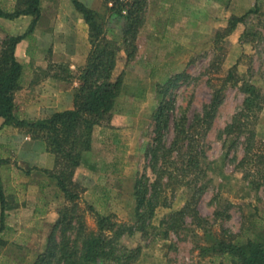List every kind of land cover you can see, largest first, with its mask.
<instances>
[{
  "label": "rangeland",
  "instance_id": "rangeland-1",
  "mask_svg": "<svg viewBox=\"0 0 264 264\" xmlns=\"http://www.w3.org/2000/svg\"><path fill=\"white\" fill-rule=\"evenodd\" d=\"M97 1L105 32L118 47L112 77L120 75L122 84L112 118L93 128V147L74 173V180L84 187L76 212L83 217L87 231L97 230V216L109 217L113 230L120 226L122 231L115 245L114 256L119 260L96 264H233L208 249L217 238L231 234L242 240L258 236L264 241V157L257 166H242L246 135L234 138L225 133L247 94L243 88L252 86L262 98L254 131L264 155V0H147L131 40L133 47L124 43V38L131 39L123 33L126 19L109 11L110 3ZM0 3L11 7L14 0ZM58 5L57 0L44 2L43 18L56 12ZM232 16H243V21L223 35ZM32 18L0 17V41L6 35L23 34ZM27 37L29 44L23 54L29 58L23 73L34 71L27 78L76 71L51 63L49 36L41 37L33 29ZM129 50L132 55L127 58ZM177 73L183 75L164 91L165 82ZM217 93L221 102L210 126L206 130L197 127L202 175L189 187L168 183L165 175L157 181L149 150L155 137L152 115L160 101L168 108L163 143L169 146L174 120L183 114L186 128ZM19 133L26 135L21 129ZM21 150L20 144H0L4 222L15 227L1 234L0 264H32L46 246L58 211L70 206L53 179L51 183L46 178L38 181L42 176L50 178L36 166L22 165ZM140 179L147 187V198L155 193L157 202L144 224L135 216L134 192ZM200 186L203 191L195 194ZM37 191L40 197L33 215L10 212L29 203L26 196H35ZM193 194L201 225L190 215L170 219ZM142 210L147 216L148 206ZM168 221L173 222V228H167ZM73 235L68 233L70 238ZM129 253L135 256L126 261L124 256Z\"/></svg>",
  "mask_w": 264,
  "mask_h": 264
},
{
  "label": "trees",
  "instance_id": "trees-1",
  "mask_svg": "<svg viewBox=\"0 0 264 264\" xmlns=\"http://www.w3.org/2000/svg\"><path fill=\"white\" fill-rule=\"evenodd\" d=\"M40 1L14 0L11 7L0 3V17L2 18L13 20L21 15L33 16L23 34L6 35L0 41V118L3 119L2 124L18 127L30 138L45 143L46 151L54 156V166L44 172L55 181L64 199L70 203V206L66 205L58 211L59 217L47 235L46 246L42 252L37 254L32 264H96L102 261H118L119 259L114 256L115 245L121 235L122 227L119 226L117 230H113L114 223L109 217L97 216V230L87 231L83 217L76 212L77 199L84 191V187L74 180L76 168L81 163L82 152L91 148L93 128L107 124L112 118V109L122 84L120 75L112 77L118 47L105 32L102 14L87 7L80 0H70L88 26L90 50L84 65L77 68L75 72L66 70L64 75L50 76L76 83L73 92V107L34 122L18 118L15 113L17 106L14 93L22 87L23 66L15 57V47L20 40L33 31L40 16ZM146 1L104 0L106 5L111 4L109 11L126 19L123 33L130 35L131 39L124 38V43L131 47H133L131 40L134 39L138 25L142 21ZM123 11L125 15H122ZM254 11L255 9L249 10L247 14ZM242 21L243 16L230 17L227 27L223 30V35L230 33L235 25ZM126 53L129 58L132 50ZM182 75V73H177L170 77L164 84V91L172 87L176 79ZM243 89L247 94L243 98L240 110L225 127V133L234 138L246 135L244 154L240 164L243 166L255 163L254 166H257L264 157L259 147L260 140L256 139L254 131L258 112L262 109V98L250 85ZM220 102L221 98L217 93L212 97L210 104L204 108L202 115L195 116L186 128V118L183 114L180 115L173 123L174 137L169 146H165L163 131L168 127V118L165 114L167 106L160 101L152 115L155 137L153 138L154 144L149 150L152 158L151 165L157 172V181L165 175L168 183L186 184L189 187L191 183L199 179L202 175V168L197 153L196 135L200 134L197 127H205L206 130L210 126L214 110ZM158 161H160V166H157ZM1 189L0 183V234L7 229L4 222L5 200ZM203 189L204 187L200 186L194 193H200ZM147 191L141 179L138 180L134 192L135 216L142 224L145 218L151 217L153 207L157 203L154 200L156 194H151L147 198ZM195 194L188 198L183 208L170 214L169 218L190 215L196 225H201V219L195 207ZM145 206H148L149 210L147 216L142 210ZM167 223V228L174 227L173 222L168 221ZM105 231H114V234L108 236ZM68 233L74 234V237L70 238ZM260 239L255 236L242 240L229 234L223 238H217L208 249L214 255L230 259L233 264H264V241ZM2 240L3 237L0 235V242ZM137 251L135 250V253ZM134 256L129 253L124 258L128 261Z\"/></svg>",
  "mask_w": 264,
  "mask_h": 264
},
{
  "label": "crops",
  "instance_id": "crops-1",
  "mask_svg": "<svg viewBox=\"0 0 264 264\" xmlns=\"http://www.w3.org/2000/svg\"><path fill=\"white\" fill-rule=\"evenodd\" d=\"M54 1L56 0L40 1V16L37 20L38 23L36 22L35 24L34 30H38L41 37L49 36L51 63L65 65L69 69H77L84 65L90 50L88 26L82 15L75 10L70 0H57L59 5L56 12L47 16V19L43 18V3H51ZM80 1L87 4V7L89 6L93 10H99V2L97 0H91V2L86 0ZM21 16L25 17L27 15ZM45 22H48L47 26L44 25ZM28 44L29 40L26 36L15 47V57L22 64L23 68L29 58L28 55L23 54L26 52ZM26 75H34V71L32 70L28 73L24 70L22 87L14 93V101L17 106L15 113L19 118L22 117L27 121L34 122L45 119L55 112L72 109L75 82L70 83L49 76L32 80V77L27 78ZM2 122L3 119L0 118V144H20L22 147L20 155L25 161L22 163L23 166H36L40 171L42 170L44 175L46 174L44 170L53 168L54 156L46 151L43 141L21 135L18 127L2 124ZM92 147L93 142L91 141ZM86 152H82V161ZM45 178L48 183L52 182V178L49 177L50 179H48L46 176L40 177L38 181L44 180ZM32 191L35 192V190ZM39 195L38 191L35 196L27 195V200H30V202L21 204L11 209L10 212L23 214L27 211L33 215L36 210L37 198L40 197ZM17 221L20 222V219L18 218ZM5 225L7 226V223ZM11 226L15 229L13 225L9 227ZM9 227L7 226V229ZM20 227L21 224L17 228L19 229Z\"/></svg>",
  "mask_w": 264,
  "mask_h": 264
}]
</instances>
